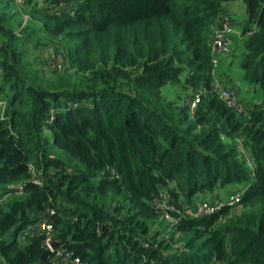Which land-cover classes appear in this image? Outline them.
Returning a JSON list of instances; mask_svg holds the SVG:
<instances>
[{
  "label": "trees",
  "instance_id": "obj_1",
  "mask_svg": "<svg viewBox=\"0 0 264 264\" xmlns=\"http://www.w3.org/2000/svg\"><path fill=\"white\" fill-rule=\"evenodd\" d=\"M235 1L0 0V198L24 191L0 204V264H65L45 223L80 264H264V105L239 114L213 76ZM241 1L242 67L264 90V0ZM43 40L51 77L27 53ZM217 188L232 192L218 211L184 214Z\"/></svg>",
  "mask_w": 264,
  "mask_h": 264
},
{
  "label": "rangeland",
  "instance_id": "obj_2",
  "mask_svg": "<svg viewBox=\"0 0 264 264\" xmlns=\"http://www.w3.org/2000/svg\"><path fill=\"white\" fill-rule=\"evenodd\" d=\"M230 6L233 8L232 12H230L235 22L234 32L231 34V37L233 38V42H231L230 45L231 53L227 56H217V59L219 58L221 61L219 64H222V67L219 69V64L215 66L213 76L214 80L220 82L218 86L228 89L229 92H232V90L236 92L238 96L236 97V101L243 107L244 113L249 109H252L255 105H264V90L259 88L256 89L247 82L245 71L242 67V61L246 55L245 44L240 40L247 20L245 5L241 0H238L230 3ZM27 53L29 62L34 65L35 69L43 70L48 77L56 75V70L58 68L55 67L54 61L56 57L55 48L48 40H43L39 46L30 44ZM1 82L2 74L0 75V83ZM162 92L164 95L174 94L175 96L180 93L181 97L182 94L186 93L185 89L182 88V83L179 85L168 84L162 88ZM0 99L3 101V96ZM231 193L230 189L227 190V188L222 190L217 188L214 192L200 193L193 200L196 202L194 207L196 206V209L198 207L197 205L201 203H208L209 205L216 207L220 203H226V200L230 199ZM174 221L173 218H166V216H164V222L168 228V232L164 237L168 240L173 237V226L171 224H173ZM179 237L180 236L176 237V235H174L175 241L177 242V245H173L174 247L180 246L181 243L179 241L181 240Z\"/></svg>",
  "mask_w": 264,
  "mask_h": 264
},
{
  "label": "built area",
  "instance_id": "obj_3",
  "mask_svg": "<svg viewBox=\"0 0 264 264\" xmlns=\"http://www.w3.org/2000/svg\"><path fill=\"white\" fill-rule=\"evenodd\" d=\"M39 5H42L45 0H36ZM234 31V23L231 15L225 16L220 21L219 28L215 31L214 35V43L212 48V63L215 66L219 64V58L217 59V56L219 55H230L231 53V41H230V35ZM1 65H0V74H1ZM219 93V96L221 99L228 102L229 106H231L236 112L243 113V107L238 104L236 101L237 94L235 91L232 90V92H229L228 89L222 88L220 86H217L216 89ZM195 107V105H193ZM5 111H6V103L5 101L0 100V120L5 119ZM24 194L22 185H12L7 188V193L4 197L0 198V204L8 200L9 198L13 196H21ZM239 196L234 195L233 196V203L239 202ZM169 198L164 195L160 196L157 200L154 201L155 206L158 209H161L163 213H165L166 218H170V212H174L175 208L173 205L170 204ZM223 204L220 203L218 206L213 207L207 203H201L198 204L197 208L195 207H186L184 209V214L190 218H199V217H205L209 214L214 213L215 211H218L220 207ZM40 230L44 232L45 234V247L48 248L51 252L55 253L56 250L52 249L53 245V226L50 224L45 223L44 225H40ZM56 258L60 261H62L65 264H80L79 259H73L72 254L68 251L59 249L56 253Z\"/></svg>",
  "mask_w": 264,
  "mask_h": 264
},
{
  "label": "water",
  "instance_id": "obj_4",
  "mask_svg": "<svg viewBox=\"0 0 264 264\" xmlns=\"http://www.w3.org/2000/svg\"><path fill=\"white\" fill-rule=\"evenodd\" d=\"M63 246V243L62 242H60V241H54L53 242V245H52V249H54V250H59V249H61V247Z\"/></svg>",
  "mask_w": 264,
  "mask_h": 264
},
{
  "label": "crops",
  "instance_id": "obj_5",
  "mask_svg": "<svg viewBox=\"0 0 264 264\" xmlns=\"http://www.w3.org/2000/svg\"><path fill=\"white\" fill-rule=\"evenodd\" d=\"M232 10H233V8L230 6V10L229 11H231L232 12ZM231 12H230V15H231ZM232 17V16H231ZM233 19V18H232ZM233 23H234V25H235V22H234V20H233ZM234 32V31H233ZM241 41H243V38H242V35H241V39H240ZM230 41L231 42H233V38L231 37V35H230ZM244 42V41H243ZM219 62H221L220 60H219ZM222 67V64H219V69ZM219 82V81H218ZM220 83V82H219ZM251 90V89H250Z\"/></svg>",
  "mask_w": 264,
  "mask_h": 264
}]
</instances>
